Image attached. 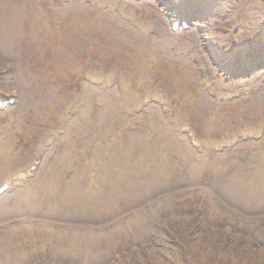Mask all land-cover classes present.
Returning a JSON list of instances; mask_svg holds the SVG:
<instances>
[{
    "label": "rangeland",
    "instance_id": "rangeland-1",
    "mask_svg": "<svg viewBox=\"0 0 264 264\" xmlns=\"http://www.w3.org/2000/svg\"><path fill=\"white\" fill-rule=\"evenodd\" d=\"M157 1L0 0V264H264V0L189 2L186 36Z\"/></svg>",
    "mask_w": 264,
    "mask_h": 264
},
{
    "label": "bare ground",
    "instance_id": "bare-ground-1",
    "mask_svg": "<svg viewBox=\"0 0 264 264\" xmlns=\"http://www.w3.org/2000/svg\"><path fill=\"white\" fill-rule=\"evenodd\" d=\"M198 25H200V24H198ZM196 28H197V24L196 23H194V25L191 24L189 32L187 31L188 34H190L191 33L190 31H193ZM222 56H224V54L222 52H220V54H218V59H219L220 66L223 65V62H224L223 59H221ZM261 58H263V57H261ZM226 59L228 61V57ZM263 60H264V58H263ZM2 92H5V91L2 90ZM73 106L77 109L79 107V104L74 103ZM104 108H105V106H103V109ZM79 112L82 113V115L84 117L83 119L85 121L87 120L86 125L88 126L90 124V116H89V114L93 113V109H90L89 105H87V106L86 105H84V106L81 105V107L79 108ZM94 117H95V119H93V120H97V122H98L97 128L94 129V133H95L94 135L95 136H102L103 137V136L110 135V132H115L112 129V126H113V122L117 119V116L109 108H107V109L105 108L103 111L98 112L97 116L94 115ZM87 126H85V130H84L86 133L89 132V128ZM106 127H110V128L106 129ZM246 130H247V133H249L250 130H254V129H252V127H250V129H246ZM88 135H91L90 132L88 133ZM123 147H124L123 145L120 146L121 155H120V158L119 157L116 158V164L117 165L114 162H112L109 165H107V169H106V171L108 173H110L108 175V178H112L114 175L116 177V182H115L116 185L113 186L112 195H111L114 198H116L118 195H122L124 193V191H125V187L122 185V178H123V175H124L123 172H124L125 166H126V162L124 161L126 159L125 158V154H124L125 149H123ZM100 159H102V157ZM90 167H92V163H90L89 166L84 167V169L80 173L86 179L89 176H88L87 171H86L85 168H90ZM102 181L105 182V183L109 182V180H107V179L102 180ZM105 183H101L100 184V186H99L100 187V193H102V190L108 184H110L111 182H109L108 184H105ZM77 184H78V187H77V191L78 192L73 193L75 197L86 196V195H89V194H92V193L95 192V190L89 191L88 187H86L83 184H80L78 181H77ZM97 192H99V191L97 190ZM102 200L103 199H101V201ZM91 233L92 232L90 230L86 231L87 235H89Z\"/></svg>",
    "mask_w": 264,
    "mask_h": 264
}]
</instances>
